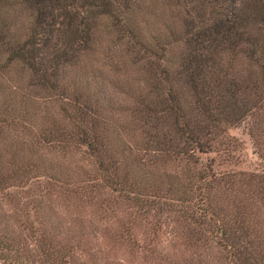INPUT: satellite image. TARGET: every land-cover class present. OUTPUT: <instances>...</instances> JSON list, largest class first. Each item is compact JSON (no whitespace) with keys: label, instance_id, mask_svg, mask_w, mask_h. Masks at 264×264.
I'll use <instances>...</instances> for the list:
<instances>
[{"label":"trees","instance_id":"obj_1","mask_svg":"<svg viewBox=\"0 0 264 264\" xmlns=\"http://www.w3.org/2000/svg\"><path fill=\"white\" fill-rule=\"evenodd\" d=\"M149 6L0 0V75L27 73L24 87L0 82V264H135L147 247L133 240L132 223L150 216L193 222L178 245L209 250L173 264H264L248 228L253 203L229 206L216 192L264 180L216 179L199 161L240 123L264 151V0ZM102 29L146 86L137 89L132 76L109 83L81 67ZM112 87L130 98L126 110ZM42 91L46 102L34 97ZM18 129L28 139L10 142ZM16 190L32 195L22 202ZM118 200L135 208L131 223L116 215ZM124 249L126 262L115 259Z\"/></svg>","mask_w":264,"mask_h":264},{"label":"rangeland","instance_id":"obj_2","mask_svg":"<svg viewBox=\"0 0 264 264\" xmlns=\"http://www.w3.org/2000/svg\"><path fill=\"white\" fill-rule=\"evenodd\" d=\"M139 1L140 7L137 12L145 11V13H147L146 7H150V0ZM154 7L157 8V6ZM156 12L161 13V10L157 8ZM163 13L166 15L165 12ZM169 13L170 11L167 10V15H169ZM97 33L100 35H98L100 38H98L99 45L95 50H92L87 57H82L81 67L86 68L85 70L87 73L108 77L107 82L109 83H111L109 78L112 77L115 80L122 81L125 76H130V80L132 76L137 89L146 86L142 71L139 73L135 67H124L122 65L120 59L122 56H119V52L117 54L118 49L116 46H113V43L111 42L112 34H108L105 29L98 30ZM103 44L104 46H102ZM16 69L17 70H14L10 74L5 73L0 75V82L8 88V91H10L9 88L14 89L16 85H22L21 87H24V84L27 83V73H24L21 69ZM110 91L112 99L117 103H123L122 105H124V107L120 109L126 110V108L132 104L127 94L117 92L118 90H115L114 87H112ZM34 97L41 102L48 101L44 98L46 95L43 91L34 94ZM96 97L97 96L93 95L91 101H96ZM125 97H128L129 99L127 100ZM121 112H115V115L119 117L127 116H123ZM27 125H29L28 127L30 128L33 124L27 123ZM8 136L10 137V142H18L20 140L26 141L28 139L27 134L21 132L20 129L16 130L14 134H8ZM219 138L220 142L213 148V150L207 154L199 156V161L201 163L211 164V169L216 179L226 181H233L238 178L264 180V151L257 146V143L259 142L248 132L245 123L228 127ZM197 168H199V166H197ZM16 191L17 198L22 202L27 201L30 195H32L31 190L25 193H22L20 190ZM216 192L217 195L225 199V202H227L229 206H232V203L237 204L236 206L242 205L238 202L240 199H248L253 203L255 211L258 214L257 217L259 218L256 217L253 219V222L252 219L249 222L248 228L251 233L250 239L254 245L264 248V204L260 201V198L264 197V185L249 186L244 183L243 180L239 179L231 184H221V186L216 189ZM104 194L109 198L110 196L114 197L113 193L110 191H105ZM118 201L119 202L114 205L116 215H119V219L122 222L130 218L131 223V219L134 217L135 208H133L131 204L121 202L120 200ZM6 208L8 209L7 206ZM139 220L140 218H136V222L138 223H132L133 235H130L138 246H146L147 248L145 250L142 248L139 253L135 252V264H165V261L173 264L172 261L179 260L182 256L187 257L190 254L187 258H197V255H201V253L203 256L205 253H209V250H202L200 247L193 250H185L178 245L181 242L180 238L182 237V234L185 233L187 235V232H190L189 229H192L193 227L196 228V225L193 222L187 220L177 222L176 216H162L160 219L150 216L141 222ZM204 241L207 243H214L208 234ZM148 248H151V250L148 251ZM129 256L128 250L124 249L118 252L114 258L126 262V259ZM168 256L172 257L167 259ZM141 257H145L143 262L140 261ZM132 264L134 263L132 262Z\"/></svg>","mask_w":264,"mask_h":264}]
</instances>
